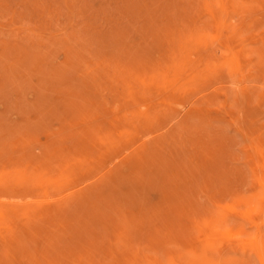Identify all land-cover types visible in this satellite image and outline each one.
I'll list each match as a JSON object with an SVG mask.
<instances>
[{
	"label": "rangeland",
	"instance_id": "obj_1",
	"mask_svg": "<svg viewBox=\"0 0 264 264\" xmlns=\"http://www.w3.org/2000/svg\"><path fill=\"white\" fill-rule=\"evenodd\" d=\"M0 264H264V0H0Z\"/></svg>",
	"mask_w": 264,
	"mask_h": 264
},
{
	"label": "bare ground",
	"instance_id": "obj_2",
	"mask_svg": "<svg viewBox=\"0 0 264 264\" xmlns=\"http://www.w3.org/2000/svg\"><path fill=\"white\" fill-rule=\"evenodd\" d=\"M240 96V95H239Z\"/></svg>",
	"mask_w": 264,
	"mask_h": 264
}]
</instances>
